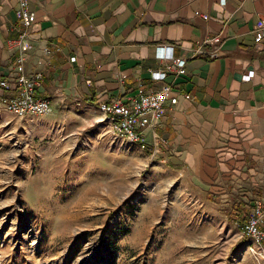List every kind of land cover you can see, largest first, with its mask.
I'll list each match as a JSON object with an SVG mask.
<instances>
[{
    "label": "crops",
    "instance_id": "1",
    "mask_svg": "<svg viewBox=\"0 0 264 264\" xmlns=\"http://www.w3.org/2000/svg\"><path fill=\"white\" fill-rule=\"evenodd\" d=\"M16 7L0 0V78L10 85L17 50L6 41L18 32ZM27 8L20 71L40 72L36 91L51 111L76 107L95 122L98 103L168 83L177 101L145 129L167 143L155 153L149 146L150 157L232 207L264 201V51L252 40L264 0H27ZM166 44L184 71L152 81L148 69L161 67L154 48ZM11 93L0 86V96Z\"/></svg>",
    "mask_w": 264,
    "mask_h": 264
},
{
    "label": "rangeland",
    "instance_id": "2",
    "mask_svg": "<svg viewBox=\"0 0 264 264\" xmlns=\"http://www.w3.org/2000/svg\"><path fill=\"white\" fill-rule=\"evenodd\" d=\"M76 109L0 106V264H264L236 201Z\"/></svg>",
    "mask_w": 264,
    "mask_h": 264
},
{
    "label": "built area",
    "instance_id": "3",
    "mask_svg": "<svg viewBox=\"0 0 264 264\" xmlns=\"http://www.w3.org/2000/svg\"><path fill=\"white\" fill-rule=\"evenodd\" d=\"M14 14L19 25L18 32L14 38H9L6 44L17 50L14 60L8 62V68L17 70L18 73L13 77L11 85L5 78H0V86L12 90L11 94L0 96V106L19 116L26 113L44 114L50 111L51 105L49 99L36 91L40 84V72L27 75L20 71L23 53L28 46L27 28L30 24V16L27 0H17ZM252 40L256 49L264 51V15H260L252 27ZM154 49L155 58L161 61V67L148 69L152 81H161L168 72L175 75L183 73L185 60L173 56L172 45H156ZM210 54L215 56L216 53L214 51ZM251 74L252 71L249 70L244 77L248 79ZM182 96L190 97L187 93H183ZM177 97L173 87L164 82L155 88L107 99L98 103L97 108L102 112V119L108 124V132L113 137L124 138L141 150L148 149L150 146L152 153H155L158 145H165L167 142L152 130L147 134V138L145 129L155 127L163 115L165 106L176 103ZM246 211L245 218L234 219V224L240 235L255 243L258 248H262L264 246V201L261 198L255 199Z\"/></svg>",
    "mask_w": 264,
    "mask_h": 264
},
{
    "label": "trees",
    "instance_id": "4",
    "mask_svg": "<svg viewBox=\"0 0 264 264\" xmlns=\"http://www.w3.org/2000/svg\"><path fill=\"white\" fill-rule=\"evenodd\" d=\"M246 212L247 211L241 209L240 207L235 206L228 211L229 213L228 217H235V218H239V220H243L245 218Z\"/></svg>",
    "mask_w": 264,
    "mask_h": 264
}]
</instances>
